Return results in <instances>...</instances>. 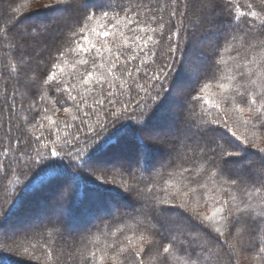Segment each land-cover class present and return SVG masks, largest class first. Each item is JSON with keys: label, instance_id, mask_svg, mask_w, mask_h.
Masks as SVG:
<instances>
[{"label": "snow or ice", "instance_id": "obj_1", "mask_svg": "<svg viewBox=\"0 0 264 264\" xmlns=\"http://www.w3.org/2000/svg\"><path fill=\"white\" fill-rule=\"evenodd\" d=\"M57 4L60 15L49 21L29 25L10 15L0 27V104L7 106H0V180H27L45 161L64 167L59 163L64 160L93 176L99 169L90 162L92 154L110 138L88 149L108 127L135 119L141 134L137 153L131 165H121L129 179L102 186V191L110 189L112 201H126L119 205L123 210L118 209L115 223L96 226L99 235L83 234L74 253L77 264H172L173 256L183 258V264H238L243 249H254L252 260L264 264V246L253 244L256 234L264 233V147L249 138V133L264 137V0ZM218 13L231 18V30L217 29ZM200 33L214 39L201 53L204 64L193 68L186 49L195 46ZM45 37L51 47L41 46ZM161 39L167 47L158 61ZM178 71L190 73V79L181 80ZM48 92L59 96L51 108ZM169 98L174 105L153 123ZM60 111L67 119L53 118ZM34 113L43 115L37 119ZM94 117L95 128L89 123ZM253 147L258 155L249 151ZM149 148L171 153L163 167L179 181L167 180L173 189L168 196H157L150 184L132 182V167L146 172L155 167ZM22 206V200L7 210L0 205V236L6 235L4 224L27 229L25 235L39 248L32 245L31 253L24 248L23 254L46 264L52 255L47 237L62 238L65 230L63 206L44 224L22 214ZM105 211L101 205L96 213ZM241 227L251 239L245 240Z\"/></svg>", "mask_w": 264, "mask_h": 264}, {"label": "trees", "instance_id": "obj_2", "mask_svg": "<svg viewBox=\"0 0 264 264\" xmlns=\"http://www.w3.org/2000/svg\"><path fill=\"white\" fill-rule=\"evenodd\" d=\"M44 2H46V0H9V2L7 0H0V27L4 26L3 22L7 21L10 15H16L17 20H23L24 22L34 21L33 24L29 25H35L41 21L46 22L53 17L60 15V13L55 11V9L59 7L57 0H48L50 6L45 9L37 10L33 8V3L42 4ZM190 3L195 5L197 2L196 0H190ZM240 3H246V0H240ZM14 8H20V13H13L12 9ZM165 19H167V14H165ZM230 19L231 18L226 14L218 13L215 21L217 29L221 32L224 30H231L232 25ZM185 23H187V21H185ZM241 27H243V24H241ZM164 31L167 33L168 29L165 28ZM200 35L204 37L207 36L204 33H200ZM230 38L231 37L229 36V39ZM41 41H44V43H41L42 46L47 44L51 47L52 42H48L47 37L43 38ZM196 44L198 46L197 50H192V47L194 46H190L186 49L188 62L189 55L192 51L197 55L198 50H202L206 53L207 48L211 44V40L204 43L196 42ZM166 47L167 42L164 39H161V44L156 48L158 61L165 58ZM199 54L204 58L201 53ZM0 56H3L2 52H0ZM195 59L197 61L199 60L196 56ZM69 63H71V57H69ZM41 67L44 68L43 65ZM66 70L70 71L71 69ZM177 75L181 80L190 79V73L186 71H178ZM45 99L48 101V105L51 108V100L56 99L58 101L59 96L54 92H48ZM174 103L175 101L172 98L166 100L162 105L161 110H159L156 117H154L153 123H159L163 119L161 112L164 109L173 106ZM0 106L7 107L2 104H0ZM48 114L52 115V112L50 111ZM34 115H36L37 119H40V116L43 114L34 113ZM53 118L62 121L67 119V116L63 111H60L59 114ZM3 119L5 122L7 121V113H5ZM89 123L94 128L97 127L95 117L90 120ZM139 127L140 125L135 119L132 121L125 120L108 127L107 130L104 131L97 144L92 145L88 149L89 152H92L95 148L99 147L100 144H103L108 138H110V142H108L107 145H104L99 151L92 154L90 162L99 169L93 176H89L87 171L72 168L69 161L64 160L59 162L64 167H50L51 161H45L38 167H35L33 171L28 174L27 180L24 178H21L20 181H16L15 178L0 180V205H3L5 210L10 208L18 200H22V214H33L39 218L42 214L44 215L48 212L52 217L57 212L59 206L62 205L64 209V224L67 223L71 226L82 227V230L79 233L63 232L62 238H56L55 235L47 237L48 241L51 243L52 255L50 258H45L46 264H77V258L74 253L81 246L83 234L88 233L91 238L92 234L99 235L96 231L97 225L112 224L116 222L118 209L121 211L123 210L119 208V205L126 201H124L123 198L119 203L112 201V193L110 192V189L105 188L104 191H102V186L116 187L121 179H124L125 181L129 179L127 173L122 172L121 165H123L124 168H127L135 159L139 143L136 137L141 135L136 131ZM150 127H152V123ZM75 130L74 127L69 129L70 132H74ZM86 131L87 129H85V132ZM61 135H63V130H61ZM84 138L85 137L82 135L81 140H84ZM249 138L264 147V137H262L260 133H249ZM114 149L117 150V153L112 157L111 154L112 152L114 153ZM158 150L160 149H148L150 161H152V154ZM249 151L256 155L259 154L255 147L250 148ZM168 157L169 155L165 157V154H163L153 163L155 167L149 172L132 167L134 173L132 182L140 184L141 187L145 184H150V186L154 188L157 196H168L173 189L169 187L167 180H170L173 184H177L179 181L178 175L168 176V172L171 169L163 167V165L167 164ZM52 159L55 160V158ZM161 173H163V175H161ZM96 177H100V180H97ZM105 178L109 181L115 180V184L102 185V181ZM28 181H31V185L27 188L26 185ZM153 181H155V183H152ZM162 188H167L168 191H162ZM118 190L122 191V189ZM65 192H67V197L62 198ZM54 193L56 198L51 200V203L48 202L49 197L54 195ZM129 201L131 203H136L135 201H132L131 198H129ZM101 205L106 208V211L103 214L109 215L114 208L113 205L117 207V210L115 208V213L113 215L98 219L99 216L97 215L96 210ZM200 211H205V209L201 208ZM7 225L8 224L3 225L5 232ZM120 226L124 227L123 224ZM26 231L27 230L21 233L12 231L11 238H8L7 234L0 236V264H37L35 260H31L28 255L23 254L24 248H28L31 253L32 245H37V248H39L37 240L26 236ZM113 231H115V228H113ZM239 231L246 241L251 239L250 236L246 235L245 228L241 227ZM204 239L207 238L205 237ZM101 240H104L103 236H101ZM261 240H264V233H257L253 244L264 246V244L261 243ZM85 242H90V240ZM40 243H43V240H41ZM160 243H167V239L161 238ZM36 254L40 255L39 251H37ZM256 254L257 252L254 249L241 250L239 253L238 264H256V262L252 260V257ZM171 260L172 264H183V258H180L178 261L177 258L173 256ZM41 264H45V260H42Z\"/></svg>", "mask_w": 264, "mask_h": 264}, {"label": "rangeland", "instance_id": "obj_3", "mask_svg": "<svg viewBox=\"0 0 264 264\" xmlns=\"http://www.w3.org/2000/svg\"><path fill=\"white\" fill-rule=\"evenodd\" d=\"M8 2H9V0H7ZM196 2L198 3V0H196ZM32 5H34L33 6V8H35V9H45L46 7H48V6H50L49 5V2H48V0H46V2H44V3H40V4H38V3H33ZM25 24H33L34 23V21H30V22H24ZM199 35V40L197 41L198 43H204V42H206V41H208V40H212V39H214V37H211V38H209V37H207V36H201L200 34H198ZM46 38V37H45ZM47 41L48 42H52V40L50 39V38H48L47 37ZM41 43H44V41H41ZM42 46V45H41ZM198 49V46H197V44H195V46L194 47H192V50H197ZM203 51L202 50H198V55L195 53V52H191V54L189 55V63L191 64V66L193 67V68H199V67H201L203 64H204V58L199 54V53H202ZM195 56L199 59L198 61L195 59ZM172 131H175V129H173ZM126 145V144H125ZM124 145V146H125ZM127 146V145H126ZM129 147V146H128ZM116 152H115V151ZM113 151H114V153L112 152V157L114 156V155H116V153H117V150L116 149H114ZM125 150V149H124ZM164 153L163 154H165V157L167 156V155H170L171 153H170V151H169V149H167V148H163V149H161ZM119 163H121V162H119ZM115 208H116V210H117V207H114L113 208V210L111 211V213L108 215V214H103L102 216H99V218L98 219H101V218H103V217H107V216H110V215H113L115 212ZM50 209H51V207H50ZM49 209V210H50ZM48 211V210H47ZM51 218V216H50V214L48 213V212H46V214H42L39 218H37V223L38 224H44V223H46L49 219ZM25 230H27V229H19V228H16L14 225H12V224H8L7 226H6V234L8 235V238H11V235H12V233L15 231V232H19V233H21V232H23V231H25ZM82 230V227H78V226H71V225H68L67 223H65V230H64V232H70V233H79L80 231ZM13 231V232H12Z\"/></svg>", "mask_w": 264, "mask_h": 264}, {"label": "bare ground", "instance_id": "obj_4", "mask_svg": "<svg viewBox=\"0 0 264 264\" xmlns=\"http://www.w3.org/2000/svg\"><path fill=\"white\" fill-rule=\"evenodd\" d=\"M150 125H151V123H150ZM163 155V151L160 149V150H158L157 152H154L153 154H152V162L154 163V162H156L161 156ZM56 198V195H55V193H54V195H51L50 197H49V200H48V202H50L51 200H53V199H55ZM51 203V202H50Z\"/></svg>", "mask_w": 264, "mask_h": 264}]
</instances>
